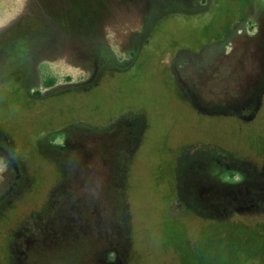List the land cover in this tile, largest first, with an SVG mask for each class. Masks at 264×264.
<instances>
[{
  "label": "flooded vegetation",
  "instance_id": "af4514ba",
  "mask_svg": "<svg viewBox=\"0 0 264 264\" xmlns=\"http://www.w3.org/2000/svg\"><path fill=\"white\" fill-rule=\"evenodd\" d=\"M193 2L90 0L80 12L77 0H26L0 25V264H77V226H84L77 187L88 185L90 193L113 198L93 208L89 264H124L130 247L124 191L146 119L130 110L103 117L101 85L139 62L167 8ZM244 2L246 17L226 40L196 53L178 51L166 63L171 83L203 112L209 100H218L225 114L241 115L249 103L246 119L261 107L263 4L257 23L246 27L261 45L250 51L227 44L254 15L252 0ZM122 6L137 12L122 20L142 23L131 36L101 26L120 21L114 7ZM238 52L251 60L248 68H238ZM172 177L174 197L202 216L264 211V148L238 153L185 145Z\"/></svg>",
  "mask_w": 264,
  "mask_h": 264
},
{
  "label": "rangeland",
  "instance_id": "374dc122",
  "mask_svg": "<svg viewBox=\"0 0 264 264\" xmlns=\"http://www.w3.org/2000/svg\"><path fill=\"white\" fill-rule=\"evenodd\" d=\"M25 1L0 0V25L20 13ZM244 1L194 0L192 6L176 3L167 8V15L153 23V33L139 62L101 85L106 96L100 107L103 117L130 110L141 111L146 119L141 145L129 161L124 191L130 236L124 264H264V211L232 213L222 218L202 216L174 197L172 177L176 154L185 145L218 146L238 153L249 152L251 147L264 148V98L252 119L244 118L249 103L241 115L225 114L218 100H209L203 112L182 97L166 68L178 51L196 53L226 40L234 25L246 17ZM89 3L77 0V10L84 12ZM252 3L254 15L248 16L241 33L227 43L235 48L251 51L261 45L257 37L248 36L246 27L257 23L264 0ZM129 12L137 13L127 6L118 11L114 7L120 21L107 19L102 28L131 36L142 23L132 17L122 20L120 15ZM244 54L236 55L238 68H248L252 63ZM83 108L89 110L86 105ZM91 190L90 185L77 187V195H83L80 212L84 220L81 231L77 226V264H89L91 260L93 208L103 209L105 200L112 203L113 199ZM106 209L112 216V210ZM68 242L74 243V238L69 237Z\"/></svg>",
  "mask_w": 264,
  "mask_h": 264
}]
</instances>
